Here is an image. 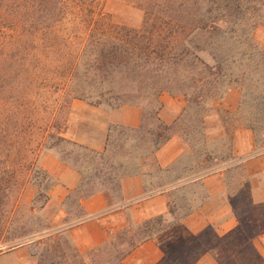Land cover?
<instances>
[{
    "label": "trees",
    "instance_id": "16d2710c",
    "mask_svg": "<svg viewBox=\"0 0 264 264\" xmlns=\"http://www.w3.org/2000/svg\"><path fill=\"white\" fill-rule=\"evenodd\" d=\"M143 10L147 20L142 28L136 29L116 24L101 9H87L89 18L84 25L88 36L76 51L67 54L63 65L61 83L69 100V111L75 100L96 107L137 106L143 110L140 128L110 127L107 147L102 153L65 139L62 130L66 121L62 126L54 124L48 131L46 149L83 176L81 185L67 198L68 216L64 225L68 227L84 220L83 200L103 193L111 207L117 205L122 181L141 175V164L154 159L176 131L194 151L192 160L208 162L210 158L205 155L206 142L202 135L204 116L213 109L214 102L223 99L230 87H237L242 95L238 124L251 130L257 147L264 150V51L254 38L256 30L264 27V0H164L163 4L154 2ZM27 25L20 24L18 30L26 32ZM65 42L64 47L70 48L68 40ZM57 79L49 78L53 82ZM164 93L183 96L188 102L177 127L166 125L159 117L160 97ZM131 140L136 144L128 151L115 145V141ZM226 140L227 149L231 151L230 137ZM62 145L71 148L73 159L59 148ZM32 171L30 180L37 194L27 207L32 218L44 223L34 234L41 235L43 244L53 243L55 250L66 259L62 248L64 236H42L48 226L39 212L50 200L53 179L36 165ZM169 172L158 168L151 175L161 177ZM242 173L239 168L229 173V177L233 179ZM152 187L147 183V190ZM228 200L239 225L225 237H218L207 229L190 236L173 253L158 241L159 235L170 231L168 242L179 240L182 221L190 212L179 216L176 205H171V217L131 223L120 234L86 254H81L66 239L74 254L70 262L68 259L66 262L100 264V258L116 254L119 264H123L136 247L155 241L165 255L161 264H196L206 253L212 254L218 264H264L254 247V240L264 234V203H253L245 190L229 195ZM38 264H44L42 257Z\"/></svg>",
    "mask_w": 264,
    "mask_h": 264
},
{
    "label": "crops",
    "instance_id": "0c3cea01",
    "mask_svg": "<svg viewBox=\"0 0 264 264\" xmlns=\"http://www.w3.org/2000/svg\"><path fill=\"white\" fill-rule=\"evenodd\" d=\"M264 27L256 30L254 38L264 51ZM241 91L230 87L223 99L213 104V109L204 116L203 138L205 155L209 161L199 159L197 171L185 162L192 159L194 151L179 132L156 153L154 159L141 164V175L125 178L121 183V198L111 207L106 194L100 193L81 202L84 220L74 227L64 225L69 194L76 191L83 181L77 170L63 163L50 150L38 157L37 166L53 179L49 190L50 200L39 214L47 223L42 236H64L81 254H86L110 238L120 234L129 225L141 224L163 216L171 217L170 206L185 198L190 212L182 221L178 241L197 236L211 229L218 237H225L238 227L239 222L229 203V195L247 191L255 204L264 203V150L256 145L254 133L238 124L237 116L241 103ZM160 119L168 126L177 127L188 102L183 96L164 93L160 97ZM143 110L137 106H121L112 109L92 106L86 102L73 101L63 137L95 152H104L111 126L140 128ZM230 137L232 150L228 156L219 154L220 144ZM183 164L180 174L176 168ZM160 168L169 173L152 177ZM242 169V175L233 179L229 173ZM150 178L160 181L158 187L147 190ZM161 185V186H160ZM160 186V187H159ZM37 188L29 182L21 195V202L31 205ZM254 247L264 259V234L254 240ZM164 253L155 241H147L136 247L123 264H161ZM0 264H38L32 243H24L0 253ZM196 264H218L215 257L204 254Z\"/></svg>",
    "mask_w": 264,
    "mask_h": 264
},
{
    "label": "rangeland",
    "instance_id": "374dc122",
    "mask_svg": "<svg viewBox=\"0 0 264 264\" xmlns=\"http://www.w3.org/2000/svg\"><path fill=\"white\" fill-rule=\"evenodd\" d=\"M154 2L163 4L164 0H0V253L33 240V253L44 264H68L66 259L73 258L66 239L64 259L53 243L43 244L41 235L34 234L44 223L30 216L21 195L31 182L39 155L47 150L48 131L54 124L62 126L69 115V100L61 83L63 65L67 54L76 51L88 36L84 25L89 18L87 9H101L116 24L140 29L147 20L143 9ZM20 24H28L26 32L18 30ZM67 40L70 48L64 47ZM51 77L58 81L49 80ZM135 144V140L115 141L127 151ZM59 148L71 154V159L75 157L70 147ZM218 152L228 155L227 140ZM198 160L189 159L184 165L197 171ZM182 170L183 164L175 171L180 174ZM148 184L154 187L160 181L150 178ZM178 204L177 215L181 216L188 211V201L185 198ZM169 234H160L158 241L173 253L189 239L168 242ZM100 260V264H119L116 254ZM72 262L79 264L78 260Z\"/></svg>",
    "mask_w": 264,
    "mask_h": 264
}]
</instances>
